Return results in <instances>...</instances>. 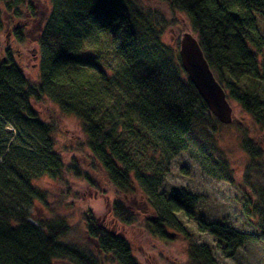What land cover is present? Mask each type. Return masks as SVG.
I'll return each mask as SVG.
<instances>
[{
	"label": "trees",
	"instance_id": "1",
	"mask_svg": "<svg viewBox=\"0 0 264 264\" xmlns=\"http://www.w3.org/2000/svg\"><path fill=\"white\" fill-rule=\"evenodd\" d=\"M165 1L188 17L216 79L264 134V31L257 18L264 0ZM25 2L0 0V31L4 11L20 17ZM51 3L39 40V82L24 74L10 50L0 55V264H141L130 241L91 211L83 220L93 249L68 238L66 218L36 215L37 201L48 204L38 181L64 179L68 169L56 150L55 126L34 102L47 97L80 120L90 151L120 192L139 184L158 210L146 223L154 235L176 213L196 214L190 191H158L173 155L196 147L210 172L231 177L216 138L221 123L183 69L179 45L163 41L168 20L160 12L140 0ZM16 36L23 39L22 29ZM242 145L250 158L246 183L256 200L248 209L259 213L252 222L257 232L199 219L200 231L218 239L225 257L247 243H264V185L248 180L264 168V149L248 138ZM112 212L124 225L137 220L123 199L113 201ZM188 252L186 264H219L207 244L191 243Z\"/></svg>",
	"mask_w": 264,
	"mask_h": 264
},
{
	"label": "rangeland",
	"instance_id": "2",
	"mask_svg": "<svg viewBox=\"0 0 264 264\" xmlns=\"http://www.w3.org/2000/svg\"><path fill=\"white\" fill-rule=\"evenodd\" d=\"M140 1L145 8L160 12L168 20L162 34L164 42L176 47L183 34L190 33L196 37L188 17L171 8L167 1ZM51 7V0H26L20 6V17L6 11L2 16L5 26L0 31V55L5 56L6 51L10 50L24 74L35 83L40 78L39 40ZM257 18L262 32L264 15L257 14ZM17 29L23 31L21 40L16 36ZM228 101L232 107V122H220L216 138L226 155L232 171L231 177L220 178L210 172L208 162L196 147L173 155L169 161L170 171L164 176L158 191L165 195L184 189L190 191L196 197V214L188 216L182 212L176 213L172 221L167 219V224H164L162 230L156 231L155 235L150 232L146 223L150 221L149 217L156 218L158 210L147 202L139 184L134 182V190L127 195L120 192L90 151L80 120L74 114L62 112L47 97L34 102L40 117L55 126L56 150L68 169L64 179L44 176L38 181L47 193L48 204L37 201L36 215L47 218L57 214L66 218L71 228L68 238L78 245L93 249L96 243L86 233L83 220V213L91 211L99 217L101 223L120 231L130 241L141 264H186L189 261L188 249L191 243L209 245L219 264H264V243H247L234 256L225 257L218 239L199 229V219H203L206 222L226 224L239 231L257 232L252 222L257 221L259 213L248 209L256 200L246 183L250 158L242 142L248 138L264 149V134L260 125L235 101L229 97ZM254 172L248 180L264 185V168L260 172ZM115 199H123L134 210L137 217L135 223L124 225L113 217L112 203ZM55 264L70 263L57 260Z\"/></svg>",
	"mask_w": 264,
	"mask_h": 264
},
{
	"label": "water",
	"instance_id": "3",
	"mask_svg": "<svg viewBox=\"0 0 264 264\" xmlns=\"http://www.w3.org/2000/svg\"><path fill=\"white\" fill-rule=\"evenodd\" d=\"M182 67L212 114L223 124L232 122V107L224 87L216 79L197 37L185 33L179 40Z\"/></svg>",
	"mask_w": 264,
	"mask_h": 264
}]
</instances>
